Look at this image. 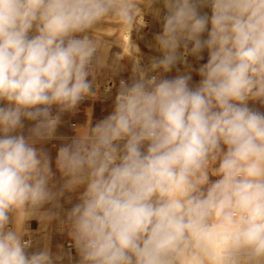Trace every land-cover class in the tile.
<instances>
[{"label": "clouds", "instance_id": "9594fccd", "mask_svg": "<svg viewBox=\"0 0 264 264\" xmlns=\"http://www.w3.org/2000/svg\"><path fill=\"white\" fill-rule=\"evenodd\" d=\"M145 11L161 55L119 81L111 114L74 126L57 188L36 145L97 96L96 32ZM81 188L64 221L78 264H264V0H0V264H53L25 222L46 226Z\"/></svg>", "mask_w": 264, "mask_h": 264}, {"label": "crops", "instance_id": "0c3cea01", "mask_svg": "<svg viewBox=\"0 0 264 264\" xmlns=\"http://www.w3.org/2000/svg\"><path fill=\"white\" fill-rule=\"evenodd\" d=\"M145 9V5H139ZM161 8V16L164 14L162 4L156 5ZM161 32V21L151 12L138 13L134 24L123 25L119 20L108 19L103 27L95 34V38L103 43L107 55V67L98 71L96 76L94 91L96 97H91L82 101L74 112H66L61 117V123L56 129L53 139L37 144V148L42 149L51 158L53 182L59 188L62 184L61 176L55 166V159L58 149L65 143L71 141L75 136V127H82L89 122L94 125L104 119L113 111V101L116 87L121 79L129 80L132 75V68L139 63L147 66L153 57L161 55L154 47V36ZM91 35V34H90ZM208 54L203 53V59L197 60L195 57H188V65L193 70V82H198L199 77L195 69L207 62ZM113 63L120 66L114 71ZM180 72L185 71L184 65H178ZM169 78L177 75V70L165 74ZM111 89L113 95L105 98V89ZM25 134L32 122L25 121ZM75 126V127H74ZM215 180L216 177H211ZM83 188L77 191H66L59 200L60 208L53 209L56 218L42 227L38 219H30L25 222L24 227L31 233L32 247L29 251H35L45 244L50 249L53 264H78L79 257L73 246V242L68 235V226L64 223L66 212L78 202V196ZM52 206L45 204L42 210H48ZM29 239V237H25Z\"/></svg>", "mask_w": 264, "mask_h": 264}]
</instances>
